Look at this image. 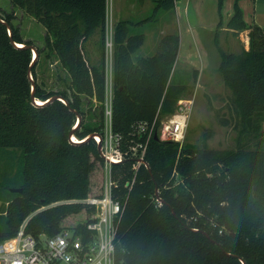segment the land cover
I'll list each match as a JSON object with an SVG mask.
<instances>
[{
	"label": "trees",
	"instance_id": "trees-1",
	"mask_svg": "<svg viewBox=\"0 0 264 264\" xmlns=\"http://www.w3.org/2000/svg\"><path fill=\"white\" fill-rule=\"evenodd\" d=\"M10 1L46 30L45 48L36 46L39 57L32 66L35 97L45 103L32 100L34 43L14 24V12L0 10L14 41L24 45L15 46L0 21V150H7L4 158L18 159L0 165V242L17 235L24 223L37 238L63 228L85 229L94 208L68 201L100 196L104 184L97 142L82 141L104 134L106 127L107 0ZM154 1V12L176 6L174 0ZM224 2L218 0L219 28L224 25ZM131 26L127 20L116 24L113 45V128L125 139L134 123L174 113L199 78L197 69L182 74L175 69L178 33L166 35L157 54L135 57L145 35H132ZM226 27L237 34L249 30V49L240 52L223 49L215 35L218 71L237 112L238 146L214 149L152 136L145 156L152 173L142 165L130 192L117 264H243L227 253L247 264H264V29L245 20L239 0ZM96 33L103 51L99 63L92 64L85 46ZM45 50L68 75L63 89H47L38 81ZM53 96L67 99L71 107L59 99L47 104ZM71 108L83 117L75 130L78 116ZM71 133L80 141H71ZM249 136L253 148L246 143ZM132 164L127 160L113 166L122 193L132 180ZM156 186L164 201L159 207L153 199Z\"/></svg>",
	"mask_w": 264,
	"mask_h": 264
},
{
	"label": "rangeland",
	"instance_id": "rangeland-1",
	"mask_svg": "<svg viewBox=\"0 0 264 264\" xmlns=\"http://www.w3.org/2000/svg\"><path fill=\"white\" fill-rule=\"evenodd\" d=\"M222 10L224 25L218 27V0H180L175 2L172 10L155 9L154 0H113L108 2L109 22L116 24L123 18H131L132 34L146 36L145 43L138 49L135 57L151 56L160 51L162 32H177L181 37V46L175 69L179 74L189 72L195 67L206 68L202 77L192 84V94L184 99L193 100L186 142L205 144L214 149H235L238 146V131L235 128L237 112L232 93L226 88L218 66L220 53L215 44V35L219 36L220 45L228 52H240L249 49V30L240 33L226 29V24L233 13V0H225ZM246 19L264 28V0H240ZM177 9V10H176ZM0 10L14 12V24L20 28L26 40H32L35 46L45 48L44 26L23 9L13 7L10 0H0ZM176 10V11H175ZM219 29V30H218ZM108 33V32H107ZM105 36L106 61H111L113 50ZM94 37H96L94 39ZM93 38V39H92ZM91 38L90 55L97 57L99 63L103 48L100 35ZM110 43V40H109ZM87 51V48H86ZM87 53V52H86ZM41 65L38 66V81L47 89H63L68 78L55 56L49 58L45 50L41 54ZM91 62V61H90ZM89 115V114H88ZM89 116L86 121H88ZM253 148L252 136L246 140ZM0 150V165L18 163V159L4 158ZM98 175L94 171L93 176ZM2 201L0 200V207Z\"/></svg>",
	"mask_w": 264,
	"mask_h": 264
},
{
	"label": "built area",
	"instance_id": "built-area-1",
	"mask_svg": "<svg viewBox=\"0 0 264 264\" xmlns=\"http://www.w3.org/2000/svg\"><path fill=\"white\" fill-rule=\"evenodd\" d=\"M109 1L113 0H107L106 34L108 36V33H111L107 40L113 50L115 27L112 20L109 22L108 19ZM193 102L191 99H180L174 113L166 116L158 113L152 121L134 123L131 138L125 139L113 128L112 55L111 61H106V127L104 134L95 133L93 136L97 144L100 143L102 147L101 156L104 160L102 194L68 201L80 202L84 206L94 208L90 222L82 230L63 228L56 235L43 234L39 238L28 233L24 223L17 235L0 242V264H117L116 249L121 221L139 169L144 165L143 160H146L150 139L158 135L160 140L175 141L182 145L186 140ZM95 105L94 108L98 106L96 99ZM73 136V142L80 141L75 135ZM127 160H133L131 168L133 177L127 185V193H122L114 179L113 166ZM153 199L157 207L164 204L160 193Z\"/></svg>",
	"mask_w": 264,
	"mask_h": 264
},
{
	"label": "water",
	"instance_id": "water-1",
	"mask_svg": "<svg viewBox=\"0 0 264 264\" xmlns=\"http://www.w3.org/2000/svg\"><path fill=\"white\" fill-rule=\"evenodd\" d=\"M0 21H2L3 23H5V24L7 25V27H8V32H9V34H10V37H11V40H12L13 44H14L15 46H17V47H24V45L19 44V43H17V42L14 41V39H13V30H12V27L8 24V22H6L5 20H3L1 17H0ZM31 49L33 50V54H34V56H33V63H32V65L30 66V69H29V77H30V79H31V81H32V100H33V102H34L35 104H37V105H41V104H44L45 102H44V103H38V101H37V99H36V97H35L37 83H36V81L34 80L33 75H32V66H33V64L37 61V59H38V57H39V52H38L36 46H34V45L31 46ZM56 99H59V100L63 101L68 107H71L69 101H68L67 99H64V98L61 97V96H53V97H51L50 99H48V100L46 101V103L48 104V103H50V102L55 101ZM71 109H72V111L76 112V113H77V116H78V123H77L76 127H74V129H73V130H75V129L80 125V123H81L83 117H82V115H81L78 111L74 110L73 108H71ZM73 134H74V133H71V137H70L71 141H72V136H73ZM94 134H95V133L90 134V135L87 136L82 142L92 140ZM155 139H159L158 135H155ZM159 140H160V139H159ZM98 151H99L100 155H102V147H101V144H100V143L98 144ZM143 164L147 167V169L149 170V172L152 173V169H151L149 163H148L146 160H143ZM12 191H13V192H22V189H12ZM156 194L159 195V187H158V186H156ZM173 213L176 214L174 210H173ZM193 230H194V231H197L198 229H193ZM203 232H204V231H203ZM204 233H205L207 236H209V234H207L206 232H204ZM227 254H228V255H231V256H234V257H238V258L242 261L243 264H247L246 261H245L242 257H240V256H238V255H235V254H231V253H227Z\"/></svg>",
	"mask_w": 264,
	"mask_h": 264
},
{
	"label": "crops",
	"instance_id": "crops-1",
	"mask_svg": "<svg viewBox=\"0 0 264 264\" xmlns=\"http://www.w3.org/2000/svg\"><path fill=\"white\" fill-rule=\"evenodd\" d=\"M235 1L236 0H233V11H234V3H235ZM226 2V1H225ZM225 2H224V4H225ZM239 4H240V6L243 8L244 6H243V3H241V1L239 0ZM225 6V5H224ZM224 8V7H223ZM244 9V8H243ZM177 10V9H176ZM175 10V11H176ZM233 14V13H232ZM232 16V15H231ZM219 18H220V16H219ZM244 18H245V20L248 22V23H250L247 19H246V16H245V13H244ZM131 18H123V19H121L120 21H122V20H127V21H130V22H132L131 20H130ZM219 21H220V19H219ZM219 21H218V23H219ZM133 23L134 22H132V26H133ZM252 23H255V22H251V24ZM256 24V23H255ZM218 25V24H217ZM256 25H258V24H256ZM132 26H131V28H132ZM259 26V25H258ZM260 27H262V26H260ZM263 28V27H262ZM228 30V28H225V30ZM264 29V28H263ZM219 30V29H218ZM248 31V30H247ZM131 33H132V29H131ZM172 33H177V32H162V37L160 38L161 39V41H159L158 43H160V45H161V42H162V40H163V38L166 36V35H168V34H172ZM249 33V32H248ZM133 35V34H132ZM144 35V34H143ZM181 37V36H180ZM96 37H94V39H95ZM93 39V38H92ZM145 40H146V36H145ZM249 41V40H248ZM145 43V42H144ZM90 45H91V38L90 39H88L87 40V42H86V46H85V50H86V48H87V57H88V59H89V61H91V63L92 64H95L96 62H97V57L95 56V55H90V51H89V47H90ZM180 46H181V44H180ZM152 56V55H151ZM101 58V57H100ZM220 64V63H219ZM194 69H197V70H199V77H202V75H203V73H204V71H206V68H203V69H199V68H194Z\"/></svg>",
	"mask_w": 264,
	"mask_h": 264
},
{
	"label": "bare ground",
	"instance_id": "bare-ground-1",
	"mask_svg": "<svg viewBox=\"0 0 264 264\" xmlns=\"http://www.w3.org/2000/svg\"><path fill=\"white\" fill-rule=\"evenodd\" d=\"M38 101V103H42V101L41 100H37ZM74 137V136H73Z\"/></svg>",
	"mask_w": 264,
	"mask_h": 264
}]
</instances>
